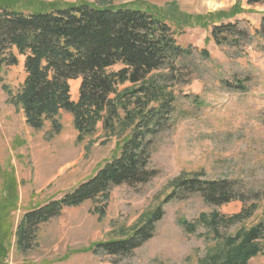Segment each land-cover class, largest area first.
Wrapping results in <instances>:
<instances>
[{
  "label": "rangeland",
  "instance_id": "1",
  "mask_svg": "<svg viewBox=\"0 0 264 264\" xmlns=\"http://www.w3.org/2000/svg\"><path fill=\"white\" fill-rule=\"evenodd\" d=\"M39 1H87L99 6L137 2L154 11L177 4L167 15H209L230 11L240 2L247 16L233 22L248 36L241 37L238 46L218 45L212 25L179 26L167 19L178 44L190 52L176 61L182 79L174 88L173 124L152 137L151 166L156 175L136 186H113L108 199L65 207L58 216L35 226L29 245L23 248L15 234L24 215L89 180L119 154L130 131L113 134L99 123L95 134L79 140L73 115L67 111L60 112L58 129L50 122L34 129L21 105L11 101L25 79L24 58L14 66L0 65V203L17 196L15 209L7 210L13 227L9 240L4 239L9 248L4 264H212L216 257L223 259L227 239L239 244L264 213V38L256 33L264 4L247 9L245 0ZM79 85L80 80L71 82L75 100ZM196 176L237 181L244 193L259 191L260 206L249 218L229 222L228 217L241 212L250 200L217 205L200 193L179 191L178 197L163 204L165 213L153 237L133 253L112 256L97 250L100 242L125 238L145 222L172 192L175 180ZM97 206L104 207L102 218ZM213 212L225 217L215 230L201 218L208 219ZM248 264H264V254L252 257Z\"/></svg>",
  "mask_w": 264,
  "mask_h": 264
},
{
  "label": "trees",
  "instance_id": "2",
  "mask_svg": "<svg viewBox=\"0 0 264 264\" xmlns=\"http://www.w3.org/2000/svg\"><path fill=\"white\" fill-rule=\"evenodd\" d=\"M247 4L262 5L264 0H247ZM173 7L154 11L137 2L99 6L87 1L0 0V65L14 66L24 58L25 79L11 101L16 107L21 105L26 122L34 129L46 122L58 129V116L67 111L73 115L79 140L95 134L99 123L113 134L130 131L119 154L89 180L63 198L24 215L15 234L21 248L29 245L35 226L58 216L65 207L108 199L113 186H136L156 175L151 166L152 137L173 124L174 88L182 79L178 78L182 68L176 61L190 52L178 44L167 19L179 26L212 25V37L218 45L238 46L241 37L248 36L246 30L238 29V22L224 21L245 11L240 2L230 11L209 15H167ZM256 33L264 38V15ZM74 80H80L76 100L71 93ZM238 185L237 181L202 180L198 176L177 179L172 192L145 222L125 238L100 242L97 250L112 256L133 253L153 237L156 223L165 213L163 204L178 197L179 191L200 193L217 205L250 200L227 220L241 222L259 208L262 197L259 191L241 192ZM16 201L17 196L12 195L0 203V264L7 258L9 248L4 239L9 240L13 227L7 210H14ZM96 211L102 218L104 207L97 206ZM201 218L215 230L225 217L213 212L208 219L205 215ZM236 241L227 239L225 256L216 257L212 264L219 260L221 264H248L252 257L264 254V213L241 242Z\"/></svg>",
  "mask_w": 264,
  "mask_h": 264
},
{
  "label": "crops",
  "instance_id": "3",
  "mask_svg": "<svg viewBox=\"0 0 264 264\" xmlns=\"http://www.w3.org/2000/svg\"><path fill=\"white\" fill-rule=\"evenodd\" d=\"M245 2L247 3V0H245ZM257 6H259V5H257ZM257 6H254V7H257ZM243 7L249 9V8H251L252 6L246 4V6H243ZM245 16H247V14H246L245 12H243V13L237 14L235 17L231 18L230 20H234V19H242V18H244ZM262 16H263V13H262V14H259V19H260V21H261V19H262ZM237 17H238V18H237Z\"/></svg>",
  "mask_w": 264,
  "mask_h": 264
}]
</instances>
